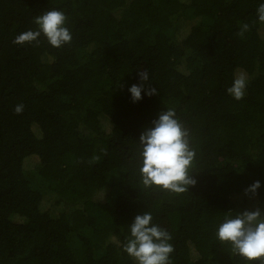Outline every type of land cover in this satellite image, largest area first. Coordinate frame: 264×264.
Returning <instances> with one entry per match:
<instances>
[{
  "label": "trees",
  "instance_id": "1",
  "mask_svg": "<svg viewBox=\"0 0 264 264\" xmlns=\"http://www.w3.org/2000/svg\"><path fill=\"white\" fill-rule=\"evenodd\" d=\"M257 7L258 0H0V264H135L123 243L144 211L171 233L172 264H248L215 228L229 210L264 208V186L256 197L244 194L256 180L264 185ZM52 9L66 13L70 44L52 47L43 36L13 43ZM243 23L250 28L241 36ZM142 70L159 95L134 103L127 88ZM240 71L249 81L236 100L226 89ZM166 108L196 152V183L179 194L144 188L138 172L139 135ZM29 163L44 191L33 189ZM87 229L75 250L70 236Z\"/></svg>",
  "mask_w": 264,
  "mask_h": 264
},
{
  "label": "clouds",
  "instance_id": "2",
  "mask_svg": "<svg viewBox=\"0 0 264 264\" xmlns=\"http://www.w3.org/2000/svg\"><path fill=\"white\" fill-rule=\"evenodd\" d=\"M256 18L260 24H264V0H258ZM33 22L36 29L19 33L13 43H39L41 36L56 48L72 42L73 35L67 26L68 17L64 11H46L34 17ZM249 28V24L243 23L239 35L243 36ZM139 79L140 83H133L127 88L134 103L141 101L145 95H159L156 87L145 86V82L150 80L148 71H140ZM248 81L247 73L238 72L226 89L227 93L241 100L246 95ZM23 109L24 106L18 104L14 110L20 114ZM138 146V172L144 188H160L179 194L196 183L191 174L196 152L191 146L189 131L177 117L175 109L160 111L151 126L140 133ZM262 186L261 181L256 180L245 188L244 194L249 198L256 197ZM128 232L123 250L133 258L135 264H172V235L153 222L150 211L137 214L128 225ZM215 237L221 244L228 245L233 255L242 257L248 264L257 261L264 264V208L257 206L229 210L216 225Z\"/></svg>",
  "mask_w": 264,
  "mask_h": 264
},
{
  "label": "rangeland",
  "instance_id": "3",
  "mask_svg": "<svg viewBox=\"0 0 264 264\" xmlns=\"http://www.w3.org/2000/svg\"><path fill=\"white\" fill-rule=\"evenodd\" d=\"M155 34V32H153V35ZM169 35H172L171 32L168 33ZM125 86V83H123L121 86ZM107 127V125H105ZM26 169H28L27 175L28 178L31 182V185L33 187L34 190H39V191H44V187L46 186L43 181L41 180L40 176L36 174L35 171H33V166L29 163V165H27ZM91 232L90 230H83L79 233H74L73 235L70 236V244L72 245V247L75 250H78L81 246V237L82 236H90ZM100 254V253H98Z\"/></svg>",
  "mask_w": 264,
  "mask_h": 264
}]
</instances>
